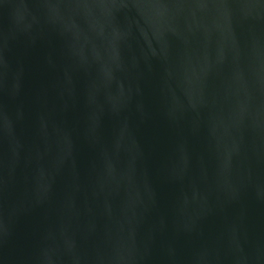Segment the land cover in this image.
<instances>
[{
	"label": "water",
	"instance_id": "water-1",
	"mask_svg": "<svg viewBox=\"0 0 264 264\" xmlns=\"http://www.w3.org/2000/svg\"><path fill=\"white\" fill-rule=\"evenodd\" d=\"M0 264H264V0H0Z\"/></svg>",
	"mask_w": 264,
	"mask_h": 264
}]
</instances>
